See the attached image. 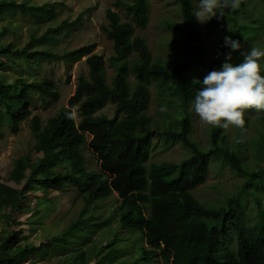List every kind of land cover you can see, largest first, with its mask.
Masks as SVG:
<instances>
[{"label": "trees", "instance_id": "obj_1", "mask_svg": "<svg viewBox=\"0 0 264 264\" xmlns=\"http://www.w3.org/2000/svg\"><path fill=\"white\" fill-rule=\"evenodd\" d=\"M177 1L182 36L173 39L174 56L169 62L155 61L145 38L134 34L135 26L145 27L148 23L149 0H115L130 20H122L119 12L107 9L108 23L103 30L115 49L111 61L116 71L111 84L106 79L105 58L95 52L93 43L59 53L34 49L29 43L17 47L0 39V137L4 125L17 133L26 120L36 136L32 148L36 156L29 152L17 158L7 180L0 179V207H10L13 214L28 211L31 207L25 199L29 191L40 189L46 198L50 189L63 191L66 186L79 190L84 201L76 220L38 245L19 243L23 229L1 236L5 246L0 249V264H19L47 246L60 249L65 257L60 264H89L94 258L98 259L94 264H264V169L252 172L243 166L238 149L228 145L229 129L211 127L207 149L191 138L189 105L202 85L190 81L187 73L204 68L209 72L220 70L225 59L209 58L193 15V1ZM16 10L40 23L52 21L56 14L49 3L0 0V19ZM224 17L212 18L207 29L214 30ZM78 22L79 19L73 23L64 21L61 26ZM246 27L237 26L230 36L232 40L241 43L243 35L238 32ZM9 31L3 25L0 36H7ZM217 48L223 53L230 51L224 38L217 42ZM133 53L136 56L128 58ZM232 56L236 59L233 65L242 62L238 54ZM14 57L15 63L24 64L41 59L73 62L85 57L88 75L77 78L67 105L43 124L30 106L36 102V95L58 99L59 93L50 81L23 76L9 81L2 70ZM130 73L134 82L129 79ZM152 83L158 84L162 106L180 107L165 119L163 130L155 131L165 141L181 142L190 149V155L178 162L149 161L154 132L153 119L146 108ZM109 103L115 106L114 116L98 114ZM71 106L79 112L80 118L75 121L65 114ZM258 119L264 123V116ZM86 150L97 158V167H88ZM216 157L246 174L247 181L240 192L228 195L224 204L208 206L193 191L207 180L211 161ZM114 193L120 204L107 216L99 214V201ZM249 195L258 213L255 222L248 217ZM32 209L34 216L38 210ZM113 222L116 229L112 231ZM100 227L112 231V238L96 252L90 245L83 249Z\"/></svg>", "mask_w": 264, "mask_h": 264}, {"label": "rangeland", "instance_id": "obj_2", "mask_svg": "<svg viewBox=\"0 0 264 264\" xmlns=\"http://www.w3.org/2000/svg\"><path fill=\"white\" fill-rule=\"evenodd\" d=\"M26 1L38 5L49 3L51 7L55 8V18L52 21L40 23L31 15H23L16 10L12 15L0 19V31L3 25H7L11 30L7 36H0L3 43H14L17 47L29 43L31 48L50 49L59 53L93 43L96 45L95 52L105 58L106 79L109 84L112 83L116 70L111 57L115 54V49L113 41L103 30V25L108 23L106 11L109 8L119 12L122 20H130V15L121 5H115V0ZM192 1L197 9L199 0ZM225 16L214 30L207 29L208 22L204 24L198 22L204 43L209 49V58L220 56L225 59L226 53L220 52L217 48V42L225 36H231L237 30V26H247L238 32V35H243L241 45L244 50H248L251 46L264 48V0H242L239 9L226 10ZM77 19L79 22L74 26H61L64 21L73 23ZM181 23L182 14L177 0H149L148 23L145 27L135 26L134 34L145 38L155 61L169 62V59L174 56L172 41L182 36L178 27ZM235 53L238 54V59H243L239 52H232V55ZM135 56L136 53H133L128 58ZM14 59L16 57L11 60L9 66L2 70L9 81L19 76L28 80L50 81L53 84V89L59 93L58 99L50 96L43 98L36 95V102L30 106L34 114L41 116L43 124L47 122L49 117L56 115L61 107L67 105L69 97L75 92L77 78L82 74L88 75L85 57L73 62H64L60 59H41L29 64L20 61L15 63ZM235 61L236 59H232L229 62L234 64ZM261 65L264 68V60L261 61ZM208 73L209 70L206 68L194 69L187 73V78L192 82L203 80ZM129 79L134 82L133 73H130ZM149 88L150 98L146 113L153 119L152 128L154 132L149 161L178 162L190 155V149L181 142L170 143L165 141L163 137L155 135V131L163 130L166 126L165 119L177 113L180 107L175 104L168 107L167 111L162 112L160 109L165 106L161 104L158 84L152 83ZM174 101L176 100L174 99ZM193 104L194 102L189 105L192 121L191 138L197 141L202 148L207 149L210 145L211 127L200 122L199 117L194 112ZM114 113L115 106L111 103L98 112V114H106L110 117H113ZM259 116H264V112L257 113L252 110L247 113V131L242 143L238 142L241 138L240 130L238 129L236 133L234 127L229 128L228 145L238 149L243 166L252 172L264 169V123L258 119ZM3 128V137H0V179L7 180L17 158L29 152L32 153L33 157L36 156L35 150L32 149L36 144V136L30 128L29 120L22 122L17 133H14L7 124ZM85 153L88 159V167H97V158L94 154L87 150ZM246 176V174L231 169L222 157L213 158L207 180L198 186L193 194L199 201L208 206L224 204L228 195L236 194L243 189L247 181ZM43 196L44 192L40 189L27 193L25 202L31 209L38 210L34 216L32 215L33 209L14 212L13 214L10 207H0V249L5 246V241L1 239V236H5L11 230L23 229L19 243H35L37 245L42 240L59 234L77 219L84 202L81 192L72 186H66L63 191L50 189L48 196L46 198ZM99 202L102 206L99 214L102 213V215L107 216L109 211L120 204L121 200L114 193ZM246 207L249 219L255 222L258 213L252 195L248 196ZM114 226L115 222L112 223V231L116 229ZM93 231L94 229L91 228L90 233ZM112 231L107 230V228H98L92 233V241H86L83 249L90 245L95 248L94 252H96L112 238ZM64 258L59 248L47 246L28 255L19 264H60ZM96 260L98 259L90 260L89 264H94Z\"/></svg>", "mask_w": 264, "mask_h": 264}, {"label": "clouds", "instance_id": "obj_3", "mask_svg": "<svg viewBox=\"0 0 264 264\" xmlns=\"http://www.w3.org/2000/svg\"><path fill=\"white\" fill-rule=\"evenodd\" d=\"M242 0H199L198 8L194 11L195 19L201 24L212 18L224 17L226 10L239 9ZM229 31H231L229 29ZM225 46L230 51L225 55V62L220 70L210 71L202 81L196 80L202 87L194 99V112L204 125L212 128H237L241 132L238 142H243L246 133V115L249 111L264 112V48L251 46L244 50L240 41L224 37ZM232 52H239L242 62L233 65ZM162 112L167 111L161 107ZM70 120L80 118L76 106H71L66 113Z\"/></svg>", "mask_w": 264, "mask_h": 264}]
</instances>
